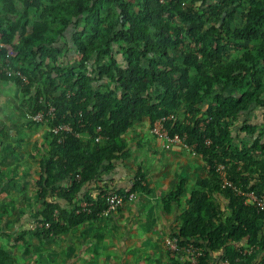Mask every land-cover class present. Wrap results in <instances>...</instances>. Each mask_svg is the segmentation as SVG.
Here are the masks:
<instances>
[{
    "label": "trees",
    "instance_id": "trees-1",
    "mask_svg": "<svg viewBox=\"0 0 264 264\" xmlns=\"http://www.w3.org/2000/svg\"><path fill=\"white\" fill-rule=\"evenodd\" d=\"M0 44V80L19 87L24 122L42 130L34 193L23 209L0 208L27 224L0 238V264H22L13 249L30 258L34 245H58L151 192L142 168L128 189H112L105 175L131 155L128 132L161 118L170 136L187 137L193 149L184 150L206 171L190 189L182 178L161 197L177 220L168 237L201 247L198 264H264V211L238 194L264 196V0H0ZM38 112L41 121L26 117ZM64 125L71 129L54 131ZM4 163L0 179L12 186L20 166L32 170L27 161ZM110 193L125 202L105 216Z\"/></svg>",
    "mask_w": 264,
    "mask_h": 264
},
{
    "label": "crops",
    "instance_id": "crops-1",
    "mask_svg": "<svg viewBox=\"0 0 264 264\" xmlns=\"http://www.w3.org/2000/svg\"><path fill=\"white\" fill-rule=\"evenodd\" d=\"M21 97V91L14 82L0 80V177L1 169L10 168L4 161L12 165L27 161L28 169L32 168L26 172L25 165L20 166L16 176L12 174L16 177L15 186L8 180L0 179V208L23 209L26 195L29 194L27 196L31 198L30 194L36 189L33 182L38 174L34 170L39 166L36 163L39 156H35V145L42 143V130L27 126L24 122ZM126 138L132 150L125 160L127 165L121 164L115 173L105 175V178L110 177L109 185L112 189H128L136 169L142 168L146 175L145 184L151 192H136L137 198L126 202L117 213L107 218L99 217L93 223L82 224L68 234L57 237L58 245L49 243L50 249L44 250L42 246L34 245L30 258H24V252L13 249V255L23 259L22 264H31L35 256L46 251L49 263L44 258L40 260L42 264H174L173 259L177 256L166 249L165 240L177 220L176 215L163 210L161 197L175 189L182 178L187 179L186 187L190 189L198 177L206 174L203 161L182 148L166 150L163 141L150 133L149 125L133 127ZM8 173L10 171H6ZM21 180L26 187L20 186ZM96 187H86L87 196L95 197L98 193ZM15 221L9 220L0 211V238L3 239L8 233L12 236L18 234L22 227H27L25 221ZM38 240L28 238L33 244ZM180 260L185 261V258ZM210 264H217L215 258H212Z\"/></svg>",
    "mask_w": 264,
    "mask_h": 264
},
{
    "label": "built area",
    "instance_id": "built-area-1",
    "mask_svg": "<svg viewBox=\"0 0 264 264\" xmlns=\"http://www.w3.org/2000/svg\"><path fill=\"white\" fill-rule=\"evenodd\" d=\"M2 44H0V47ZM7 70V69H6ZM2 72V69H0V73ZM6 73L8 75H12V71L7 70ZM54 111V107H51L49 109L48 113H52ZM26 117L28 119H32L34 121H41L44 118L43 112L38 113H27ZM173 118L174 115H170L169 118ZM167 118H161L156 120L154 123L151 133L160 140L163 141V147L168 149H175V148H185L190 151H192L193 147L189 145L187 142L186 136H181L180 134H175L173 136H170L168 130L165 127V121ZM66 129L70 130L71 127L69 125H64L61 127H56L54 131L57 133L60 129ZM218 171L220 172L224 182L226 184H230V182L227 180L225 167L223 165H220L218 167ZM238 194L245 197V202L249 204H253L259 211H264V196H259L253 191L247 192L239 190ZM134 194L130 195V199L134 197ZM125 202V198L118 193H110L107 197V209L104 212V215L107 216L109 214H112V212L118 210L119 207H121ZM83 209H87L90 206V203L87 201H82L80 203ZM179 238L176 235H173L171 237H167L165 240V246L166 249L173 255L177 256L178 258H185L190 260V264H198L200 257L203 255V249L193 243L181 246L179 244ZM253 250L251 248L250 252ZM221 264H231L228 259H223L221 261Z\"/></svg>",
    "mask_w": 264,
    "mask_h": 264
},
{
    "label": "rangeland",
    "instance_id": "rangeland-1",
    "mask_svg": "<svg viewBox=\"0 0 264 264\" xmlns=\"http://www.w3.org/2000/svg\"><path fill=\"white\" fill-rule=\"evenodd\" d=\"M23 115H24V111H23V114H22V117H23ZM24 118V117H23ZM149 128H150V130L152 129V127L151 126H149ZM163 143V142H162ZM193 156H195V155H193ZM22 203V202H21ZM27 204V202L25 201V205ZM22 205H23V203H22ZM19 214V212H18V210H15L13 213H12V215H14V217H16L17 215ZM11 231H12V228H11ZM14 236H16L17 234H13ZM42 248L45 250L46 248H48V249H50L49 247H48V245L46 244V243H42ZM47 253H48V251H46ZM44 255H46L45 253H44ZM45 261H46V263H47V261H49V260H47V258H45ZM35 262L33 261V262H31V264H34ZM40 264H42V263H40Z\"/></svg>",
    "mask_w": 264,
    "mask_h": 264
}]
</instances>
